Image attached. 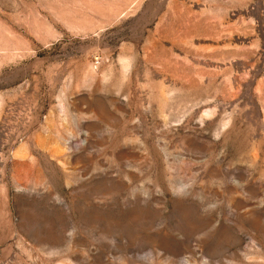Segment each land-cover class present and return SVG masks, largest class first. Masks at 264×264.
I'll use <instances>...</instances> for the list:
<instances>
[{"label": "rangeland", "instance_id": "obj_1", "mask_svg": "<svg viewBox=\"0 0 264 264\" xmlns=\"http://www.w3.org/2000/svg\"><path fill=\"white\" fill-rule=\"evenodd\" d=\"M0 264H264V0H0Z\"/></svg>", "mask_w": 264, "mask_h": 264}, {"label": "built area", "instance_id": "obj_2", "mask_svg": "<svg viewBox=\"0 0 264 264\" xmlns=\"http://www.w3.org/2000/svg\"><path fill=\"white\" fill-rule=\"evenodd\" d=\"M103 61L102 57H97L94 61L95 68H98L101 65V62Z\"/></svg>", "mask_w": 264, "mask_h": 264}]
</instances>
